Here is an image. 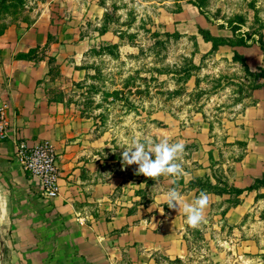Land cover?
Wrapping results in <instances>:
<instances>
[{"label": "rangeland", "instance_id": "374dc122", "mask_svg": "<svg viewBox=\"0 0 264 264\" xmlns=\"http://www.w3.org/2000/svg\"><path fill=\"white\" fill-rule=\"evenodd\" d=\"M52 3V18L70 20L71 30L65 29L77 33L79 43L74 52L65 50L68 60H52L47 87L51 96L66 97L70 114L86 117L97 139L93 161L112 178L111 197L124 195L129 202L127 196H136L146 203L171 189L180 194L191 186L201 189L212 185L205 176L215 174V167L219 177L228 178L226 169L233 170L248 143H256L251 121L264 110V49L259 43L264 40V0ZM206 29L221 37L220 44L205 38ZM242 35L252 43H225ZM37 54L47 52L43 48ZM74 67L78 72L71 75ZM165 138L185 145L176 161L180 175L154 180L137 174V165L123 164V148L133 139L158 143ZM256 178L261 181L255 183L264 182V176ZM120 204L113 201L110 210ZM188 227L191 264H213L209 233H203L211 224ZM231 227L225 224L223 231L210 235L228 248L237 242L230 240ZM250 254L232 248L225 264H255L247 261Z\"/></svg>", "mask_w": 264, "mask_h": 264}, {"label": "crops", "instance_id": "0c3cea01", "mask_svg": "<svg viewBox=\"0 0 264 264\" xmlns=\"http://www.w3.org/2000/svg\"><path fill=\"white\" fill-rule=\"evenodd\" d=\"M53 8L52 0H0V103L7 102L9 131L0 139V264H161L176 259L191 264L183 211L155 195L146 203L136 196H127L129 202L124 195L111 197L112 178L93 161L97 139L86 117L70 114L66 97L49 93L50 58L68 60L65 50L74 52L79 43L77 33L68 32L70 20L52 18ZM35 47V53L19 55ZM43 48L47 54L38 55ZM74 68L71 75L78 72ZM262 111L251 121L256 143H248L233 170L226 169L228 178L219 177L215 167V174L205 176L212 185L181 192L186 203L201 192L208 194L204 222L211 224L210 231L232 226L230 240L237 242L228 248L210 231L203 232L209 233L213 264H225L232 248L250 252L248 262L264 264V196L259 194L264 183H255L264 176ZM19 139H47L55 145L61 168L59 196L40 192L38 178L17 157ZM113 201L122 204L111 211Z\"/></svg>", "mask_w": 264, "mask_h": 264}, {"label": "clouds", "instance_id": "9594fccd", "mask_svg": "<svg viewBox=\"0 0 264 264\" xmlns=\"http://www.w3.org/2000/svg\"><path fill=\"white\" fill-rule=\"evenodd\" d=\"M123 149V164L137 165V174L155 180L162 175H180L182 172L181 164L176 162L185 149L182 142L170 143L165 138L158 143L151 140L141 143L133 139ZM164 199L170 208L183 211L190 226L195 228L204 222V212L209 204L207 193L201 192L192 203H186L177 189H171L164 194Z\"/></svg>", "mask_w": 264, "mask_h": 264}, {"label": "built area", "instance_id": "2783aa9c", "mask_svg": "<svg viewBox=\"0 0 264 264\" xmlns=\"http://www.w3.org/2000/svg\"><path fill=\"white\" fill-rule=\"evenodd\" d=\"M7 102L0 103V139L9 135L6 116ZM17 157L24 169L38 178L40 192L57 197L62 191L59 152L47 139L29 142L19 139L16 144Z\"/></svg>", "mask_w": 264, "mask_h": 264}, {"label": "trees", "instance_id": "16d2710c", "mask_svg": "<svg viewBox=\"0 0 264 264\" xmlns=\"http://www.w3.org/2000/svg\"><path fill=\"white\" fill-rule=\"evenodd\" d=\"M205 31V33H207V34H205L206 36H205V38L207 39V40H212L213 41V43H214V45H217V44H220V43H218V40L219 39H221V37H218V36H216V35H214L210 30H204ZM225 43H227V44H242V45H250L252 42H250V41H248L247 40V37H245L244 35H242V36H240V38H239V40H237V41H235V42H228V41H226ZM259 43H260V45H261V47L264 49V40H259ZM36 50H37V48L35 47V48H31L28 52H25V53H19V55L20 56H27V55H30V54H33V53H35L36 52ZM52 60H54V58H50V61L52 62ZM261 178H256V180H257V182L258 181H261L260 180ZM264 183V182H263ZM239 192L241 191V189L242 188H236Z\"/></svg>", "mask_w": 264, "mask_h": 264}]
</instances>
